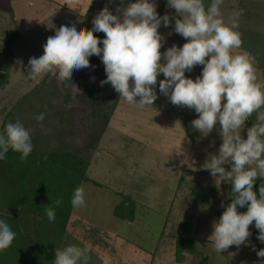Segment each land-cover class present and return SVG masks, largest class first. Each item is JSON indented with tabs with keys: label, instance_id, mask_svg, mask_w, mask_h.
Instances as JSON below:
<instances>
[{
	"label": "clouds",
	"instance_id": "1",
	"mask_svg": "<svg viewBox=\"0 0 264 264\" xmlns=\"http://www.w3.org/2000/svg\"><path fill=\"white\" fill-rule=\"evenodd\" d=\"M223 2L212 0L206 6L204 0H167L177 17L174 31L187 42L163 53L164 38L158 29L162 22L167 27L171 17L167 13L159 16L153 0H134L117 9L120 15L105 6L94 18L91 30L62 25L47 38L44 54L28 62L29 76L37 82L48 73L66 81L71 80L74 70L91 67L89 57L102 54L107 76L101 86L110 83L120 98L140 108L154 104L158 75L163 73L160 92L169 96L173 105L199 114L191 122L194 129L206 136L219 123L223 141L219 154H211L202 166L219 178V183L233 185L232 202L214 222L209 237L219 253L232 245H244L253 222L259 230L258 239L264 243V183L259 197L253 190L256 179L264 178V83L258 82L254 58L237 51L243 44L238 31L242 11L226 21L221 11ZM95 32L105 34L103 47ZM197 65L204 66L201 75L187 77L185 72ZM253 116L255 121L247 128L245 139L241 132ZM43 119V113L36 116L38 122ZM10 149L21 153L22 160L33 151L30 131L20 121L8 123L0 134V160ZM229 163L230 171L225 168ZM55 203L59 206L62 201ZM71 204L74 208L85 206L83 186L74 190ZM245 206L246 212L238 211ZM45 214L49 221L55 220L52 206ZM15 237L9 224L0 219V251L8 249ZM90 250V245L81 248L71 244L56 249L54 264H87ZM257 256L264 258V248Z\"/></svg>",
	"mask_w": 264,
	"mask_h": 264
},
{
	"label": "rangeland",
	"instance_id": "2",
	"mask_svg": "<svg viewBox=\"0 0 264 264\" xmlns=\"http://www.w3.org/2000/svg\"><path fill=\"white\" fill-rule=\"evenodd\" d=\"M245 2L248 1L244 0L241 6H248ZM249 2L250 11L242 9V16L249 19L239 26L238 31L246 34L241 37L243 39L246 36L245 42L250 45L255 56L261 47L262 56H257L256 60L264 63V15L256 12L254 0ZM260 5L264 6V3ZM222 13L228 21L236 9L225 5ZM6 21L7 18L1 17L3 28H8L9 23ZM1 31L0 81L6 76L8 79L0 86V134L5 132L8 123L20 121L30 131L33 151L22 160L21 153L10 149L5 158L0 160V219L5 220L16 233L12 245L0 251V264H11L18 260L27 264H54L55 250L70 244L81 248L91 246L87 264H121L119 255L113 249V236L108 237L93 221L111 231L131 234L129 221L126 220L128 218L113 214L115 204L126 193L143 197L146 196V188L157 187L163 192L164 187L156 177L154 180L145 178V175L144 179L131 172L132 163L145 167L144 159L139 160L136 154L144 152L148 164L154 158V144L151 142L152 146L146 149L143 137L139 136L145 133L141 128L143 121L133 115L136 106L123 102L117 110L119 93L110 83L101 86L100 82L107 76L102 54L89 57L91 67L74 70L71 80L60 81L48 73L39 77L37 82L29 76L28 62L32 57L39 58L44 54V47H39L43 45L30 43V36L24 39V47L17 50L13 68V41L7 38L8 29ZM116 110L117 118L114 124H110L111 113ZM40 113L44 114V119L38 122L36 116ZM130 130L138 135H132ZM151 139L155 141L153 136ZM60 150H70L89 161L86 171L89 179L79 185L85 190V206H72L67 221L68 199H63L68 197V182L61 176H52L54 165L50 156V153ZM133 154L135 158H131ZM46 164L47 168L49 164L53 166L48 176L49 189L37 194L30 188L36 185L35 181L43 173ZM29 166L30 169L27 168ZM153 167L159 170L157 166ZM30 174H34L35 180L29 179ZM140 181L142 185L145 184L142 190ZM57 200L66 204L56 206ZM135 205L136 213V201ZM48 206L55 209L53 221H49L45 214ZM72 209L86 214L88 219L83 216L71 218ZM144 225L145 222L134 228V224L132 228L136 229L139 238ZM150 235H153L151 231ZM153 240V237L150 238V242ZM208 249L212 253L207 260L204 259L207 264H227L220 256H215L213 247ZM190 257V262L201 264L200 259L203 257ZM228 264L238 263L233 259Z\"/></svg>",
	"mask_w": 264,
	"mask_h": 264
},
{
	"label": "crops",
	"instance_id": "3",
	"mask_svg": "<svg viewBox=\"0 0 264 264\" xmlns=\"http://www.w3.org/2000/svg\"><path fill=\"white\" fill-rule=\"evenodd\" d=\"M246 1L248 2L244 4H248V6H241L244 0H224L221 11L225 5L236 9V12L250 11V0ZM254 1L257 5L256 12L259 15L261 13L264 15V6L260 5L264 3V0ZM129 2H134V0H123V2L122 0H0V40L1 30L8 29L7 38L13 41L15 57L13 68H15L17 50L24 47L22 41L28 36L31 38L30 43H41L44 46L47 38L54 36L56 30L62 25L71 27L75 24L78 29L91 30L94 26V18L105 6L113 14L120 15L121 13H118L117 9H122ZM153 2L156 4L159 16L163 17L167 13L171 17V23L167 27L162 22L158 29L164 38L161 52H166L173 45L182 47L187 41L174 31L177 18L175 9L168 7L167 0H153ZM204 2L207 6L212 0H204ZM1 17L7 18L8 28L1 26L4 25L1 24ZM247 19L249 18L240 15L239 26L244 25ZM10 26L12 27L10 28ZM94 34L101 40L100 46L103 47L102 40L105 34L103 32ZM242 34L246 35L241 31ZM9 35L10 37H8ZM242 40V47L237 51L247 52L254 58L258 82L264 83V63L262 60H256L257 56H262L261 47L255 56L250 45L245 42L246 36ZM203 67V65H197L191 72L186 71L185 75L195 79L201 75ZM163 79L164 74H159L155 89L157 99L154 104L144 108L134 105L136 108L133 113L135 117H139L143 121L141 128L145 134L139 136L143 137L145 148H150L151 142L154 144L152 147L154 148L152 151L154 158L148 164L143 152L136 155L139 156V160L144 159L145 167L141 168L139 167L141 164L132 163L134 159L131 162V172L134 176L144 178L146 175L145 178L157 179L164 186L163 192L154 187L146 188V196L143 197L135 193H126L134 198L137 204L134 218L126 219L129 221L131 234H120V231H111L94 221L93 223L98 226V229H102V232L105 231L108 237L113 236L111 240L113 249L119 255L121 264H194L190 262L192 255L203 257L200 259L201 264H207L205 260L212 253L208 248H214L213 241L209 239L214 230L213 224L226 210L227 205L232 202L233 185L227 181L219 183V178L217 180L211 175L210 170L202 167L211 154H219V148L223 143L220 127L217 123L206 136L194 129L191 122L197 119L199 114L194 109L173 105L169 96L160 92L159 81ZM123 102L126 101L119 97L117 110ZM127 105L129 104L127 103ZM117 110L111 113L110 124H114ZM254 121L255 117L253 116L245 122V128L241 132L245 139L247 138V128L251 127ZM130 132L132 135H138L131 130ZM151 136L155 138V141L151 139ZM136 155L133 154L131 158H135ZM153 166H157L159 170H155ZM231 167L230 163L225 165L228 171L231 170ZM140 183L142 190L147 181H143L144 185L141 181ZM262 183H264V178H257L253 186L258 197ZM238 211L246 212L247 206L238 207ZM113 214L115 213L113 212ZM77 216L88 219L86 214L78 213L72 209L71 218ZM143 222L145 225L141 230V238H139V234L135 233L136 229L132 228L134 224L135 228L137 224L141 225ZM249 230L251 235L244 245L239 247L232 245L221 253L215 251L214 248L215 256H220L227 264L233 259L238 264H264V258L257 256V251L264 248V243L258 239L259 230L255 227V222L250 225ZM180 236L197 240L195 251L185 250L182 260H178L174 254L177 238ZM152 237L154 240L150 242ZM253 246L255 250H253ZM196 249L199 251L196 252Z\"/></svg>",
	"mask_w": 264,
	"mask_h": 264
},
{
	"label": "trees",
	"instance_id": "4",
	"mask_svg": "<svg viewBox=\"0 0 264 264\" xmlns=\"http://www.w3.org/2000/svg\"><path fill=\"white\" fill-rule=\"evenodd\" d=\"M7 79H8V76H6L2 82L0 81V86L1 84L5 83ZM50 156L52 158L54 167L49 164L47 168V164H46L45 169L42 171L43 173L41 175H38L39 177L35 181L36 185L31 187L30 190L37 194H42V192L47 191V189H49L48 176H49V172L51 171V167H53L52 176L55 178L56 176L57 178L58 176H61L63 177V179L66 178L65 180L68 182L66 183V185L68 186V191H69L67 192L68 197L65 196V198L63 199L64 201H66V198L68 199V210L66 214L67 217L65 220L67 221L68 215L72 208L71 200H72V195H73L74 190L77 187H79L80 183L83 180L89 179V177H87V174H86L87 168L89 166V161L70 150L55 151V152L50 153ZM21 167L22 166H20L19 168ZM27 168L30 169L31 167L29 166ZM25 171L26 169H24V172ZM33 175L34 174L29 175V179L32 178L31 181L35 180L34 179L35 177H33ZM62 185L64 186V184ZM64 203L65 202H63V204ZM63 204H61V206ZM135 208H136L135 199L125 194L124 198H122L118 203L115 204V207L113 208V212L121 218L133 219L135 215ZM196 242H197L196 239H191V238L181 237V236L178 237L177 244H176L177 259L182 260L184 249L191 251V252L195 251ZM12 256H14L13 253H11V257ZM11 264H27V263H25L23 260H18V261L12 262ZM30 264H34V263L31 262Z\"/></svg>",
	"mask_w": 264,
	"mask_h": 264
}]
</instances>
